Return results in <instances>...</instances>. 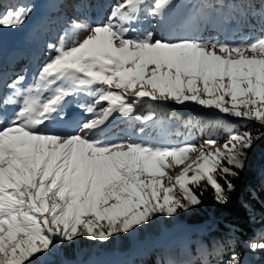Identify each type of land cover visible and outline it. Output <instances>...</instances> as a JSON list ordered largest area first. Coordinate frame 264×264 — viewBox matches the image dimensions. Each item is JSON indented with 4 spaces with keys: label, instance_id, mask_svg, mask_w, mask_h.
<instances>
[{
    "label": "snow or ice",
    "instance_id": "snow-or-ice-1",
    "mask_svg": "<svg viewBox=\"0 0 264 264\" xmlns=\"http://www.w3.org/2000/svg\"><path fill=\"white\" fill-rule=\"evenodd\" d=\"M172 3L121 0L105 24L70 21L84 38L71 46L63 39L49 44L54 55L39 69L34 86L19 87L24 76L7 85L11 92L0 96V264H55L49 258L60 246L79 238L104 243L133 236L158 217L171 219L199 205L202 193L194 189L202 184L214 190L218 203H227L234 188L228 177L243 170L264 131L233 132L222 147H214L212 138L175 146L98 135L117 114L145 125L155 120V111L139 112L145 98L196 104L264 128V36L229 44L157 38L133 27L143 6L163 19ZM33 7L8 10L0 26H22ZM228 22L208 13L197 29ZM43 91L50 94L41 99ZM76 93L93 96V105L81 106L92 118L67 132L53 129L57 119L67 118L63 101ZM138 134L146 136L145 127ZM173 163L184 165L175 175ZM249 248L264 252V234ZM213 252L224 255L223 246ZM227 264H241L239 255L233 253Z\"/></svg>",
    "mask_w": 264,
    "mask_h": 264
},
{
    "label": "trees",
    "instance_id": "trees-1",
    "mask_svg": "<svg viewBox=\"0 0 264 264\" xmlns=\"http://www.w3.org/2000/svg\"><path fill=\"white\" fill-rule=\"evenodd\" d=\"M4 8H0V15L8 10H16L21 6L28 4L29 0H6ZM54 0H39L42 10L34 14L39 20L37 26L29 27L27 34L23 35L24 46L28 52L18 61L20 73L14 74L10 71V78L4 88V95L11 92L7 85L18 76H24L25 80L19 87L27 88L35 85L39 69L54 55V52L48 48L49 44L58 46V41L63 39L66 46L76 40H82L85 32L73 31L70 21L75 20L73 15L79 12V20L82 14L79 10V2L72 1L71 20H64L59 27H55L50 20L58 17V13L53 14L50 4ZM200 5L206 9H211L210 0H200ZM209 9V13H210ZM50 12L51 18H43L39 13ZM193 10H184L182 15L187 19L189 12ZM215 13V11L213 10ZM184 14V13H183ZM234 13L231 12V16ZM88 18V17H87ZM83 17V22L93 24L89 18ZM237 18V17H236ZM29 22V19L27 20ZM55 31L49 32V30ZM6 34L13 36V33L19 34L21 27H9ZM186 27L176 30L172 33L171 39L185 38ZM177 33L179 35H177ZM42 51L38 48V39H43ZM17 42V39H16ZM1 74V72H0ZM13 75V76H12ZM48 91H43L42 99L48 96ZM83 106L93 105V96L88 93H76L68 95L63 101L62 111L67 112L74 105ZM155 107L145 108L140 114L147 116L155 111ZM99 110V108H97ZM84 112V108L81 110ZM161 114L156 116L153 121L158 129L167 130L172 125H180L179 120L174 116V110L160 109ZM156 115H158L156 113ZM113 119L120 123L118 130L125 131L126 126L121 121L120 115H115ZM135 119H130V126L139 128ZM186 126L180 125L178 137L182 144L198 143L208 138L216 139L217 142H224L228 135L233 132H243L251 130L254 134L257 130L264 131V128L255 122L248 120H228L223 117L211 119L204 123L201 118L194 116L183 122ZM160 130V131H161ZM115 133V132H114ZM187 139L185 140V138ZM237 176H229L234 188L227 192V203H218L215 199L214 190L210 186L203 185L194 189L200 196L201 203L191 207L187 212H181L171 219L162 217L156 219V222L133 236L118 235L109 242H97L87 238L81 239L79 243L60 246V252L50 257L55 264H96L109 259L127 258L136 250L143 249L148 245L153 246L146 254L134 259L133 264H227V259L233 253L238 254L241 264H264V252H253L249 248L250 242L259 241L261 234H264V139L257 141L248 151L243 170H237ZM222 184L223 180L220 181ZM226 188V185H225ZM184 229H192L190 237L183 240H176L179 232ZM168 243L165 242L169 237ZM166 233V234H165ZM182 237V236H181ZM174 240V241H173ZM173 241V242H172ZM172 242V243H171ZM218 246H223L224 255L214 254L213 250ZM82 248V249H81ZM125 264H130L125 261Z\"/></svg>",
    "mask_w": 264,
    "mask_h": 264
},
{
    "label": "rangeland",
    "instance_id": "rangeland-1",
    "mask_svg": "<svg viewBox=\"0 0 264 264\" xmlns=\"http://www.w3.org/2000/svg\"><path fill=\"white\" fill-rule=\"evenodd\" d=\"M74 0H55L50 2V4H53L55 2L54 6L55 8L60 12L59 18H56L54 21H52V24L55 27H59L61 23L64 20H71L69 17L71 12H72V4L71 2ZM78 2V0H76ZM249 0H210V4L208 6H212V10L214 9L216 11V15L213 17L218 16L219 14L224 17L225 14L228 16L230 15L229 12L231 11L233 16L232 18H228L229 22L224 26L227 27L226 30L222 32V28H215L213 36L210 37V33H207V28H199L197 29V25L195 24L194 27H189L188 28V23L191 21H195L196 16L198 15L199 18L201 19L203 16V13L205 11V6L200 5V0H173L172 6L173 11L170 14H167L165 12L163 19L165 20L167 18L168 23H170L169 27L162 30V31H155L154 30V25H152V21L148 17L150 16L147 6H143L142 10L138 14V20L133 24V27H135L138 30V33H148L152 32L157 38H160L161 36L171 39L172 33L176 30H181L182 27H187L186 32H180L179 34H184L186 35L185 38H195V39H219L222 41H225L229 44H239L242 41L245 40H255L259 37H262L264 33H253L251 32V35H246V31L249 29L246 28V26L240 25L241 21V15H239L241 9H243V6L246 7V4L248 3ZM3 2V3H1ZM7 2L6 0H1L0 1V8H4V4ZM78 7L79 10L82 14L81 19L79 20V12L76 11L73 17L75 20H79L83 22V17H88L91 21H93V24H105L108 22V18L112 15L113 10L117 6L118 3L121 2V0H84V1H79ZM239 5V10H236V6ZM26 6H34L32 13L27 17L26 22L20 26L22 31L17 33H13V36L10 34H6L7 28L9 27H2L0 26V96H3V88L4 85L6 84L9 76L10 71H8L7 74V67L8 65L13 66L14 68L17 67L18 65V60L21 58H25L24 55L25 53L28 52V48L24 46V38L23 35L27 34L28 28L37 26L39 23V20L34 14L38 9L42 10L39 0H29L28 4L25 6L21 7H26ZM62 7V8H61ZM192 9L193 10V16L189 15L187 17V21L185 18H183L182 15H185L186 13L184 10ZM210 9V8H209ZM56 10V12H57ZM184 12V14H183ZM179 13V14H178ZM40 15L48 19H50V12H43L39 13ZM178 14V15H177ZM218 14V15H217ZM192 16V17H191ZM227 17V16H226ZM237 17V18H236ZM29 19V22L27 20ZM235 24V30H232V27H229L230 25ZM14 28V27H12ZM169 28H171V32H169ZM218 29V30H216ZM52 31H55V29L52 28ZM80 32H83L82 30H79ZM222 32V33H221ZM137 33H133L135 35ZM177 33V35H179ZM17 39V42H16ZM43 39H38V48L40 51L36 54L37 56L41 53L42 51V44H43ZM11 69V68H10ZM12 70V69H11ZM14 71V70H12ZM15 73H19L20 69L16 68ZM14 73V72H13ZM13 76V75H12ZM11 77V76H10ZM43 92H41L39 95H41ZM42 98V97H41ZM63 105V104H62ZM103 107H107V103L102 104ZM150 106L155 107V112L158 114L156 116H159L161 114L160 109H168V110H174V116L179 120L180 125L186 126L187 123H183L184 121H187L188 119L197 116L202 119L204 123H208L211 121V119H215L216 117H223L228 119L229 121L232 119L234 120H240L235 117H230V116H225L223 114L218 113L215 109H208V108H203L199 105L188 103L185 105H178L172 102H168L166 104H158L157 102H153L148 100L147 98L144 99L143 104L140 106L139 111L142 113L145 108H148ZM81 105L77 106L76 108H73L69 113H72L74 116L70 118V123L68 124L67 129H72L73 125L76 126L78 123L81 121L88 120L92 117L89 115L85 114L84 112H81V114H77L78 110L81 109ZM11 111V108L9 109ZM116 116L110 118L107 124L103 127V130L98 133V135L102 136L108 141H118V140H131L133 142H139L142 139H150L153 142L156 143H165L167 145H175V146H182L184 144H179L178 142L180 141V138L178 137L179 133L178 130L180 128V125H172L169 129L165 130H159L156 128L155 124L153 121H149L147 125L143 123H138L139 128L131 127L130 126V119H124L121 117V121L124 122V125L126 126L125 128V135H119L122 134L121 131L117 133V129L121 127V122L117 123L113 119H115ZM141 127H145L146 131V136H141L139 135V129ZM115 132V133H114ZM114 133V134H113ZM119 135V136H117ZM124 137V138H123ZM187 137L185 138V140ZM181 142V141H180ZM205 140L201 141L200 143H196V145H203ZM225 142V141H224ZM224 142H217V144L214 147H222ZM207 147V146H206ZM214 147L211 148L210 150H214ZM190 157H194L196 153H190ZM188 161H186L187 163ZM184 167V165H175L173 163V167L170 170V174H178L180 170ZM188 175H192L191 172L188 173ZM163 183L165 186H167V177L165 176L163 178ZM161 217H158V219H161ZM104 223V222H102ZM192 230V229H191ZM190 229H184L180 231L179 237L176 240H183L186 239L187 237H190ZM170 232H167L169 234ZM166 234V233H165ZM167 240L165 242L168 243L169 239H171L170 234L168 235ZM182 236V237H181ZM81 239L84 241L83 238H79L75 243H79ZM174 241V240H173ZM172 241V242H173ZM171 242V243H172ZM67 245V244H65ZM78 245V244H77ZM153 246L148 245L143 249L136 250L133 252V255H129L127 258H117V259H109L96 264H125V261H129L130 264H133L134 259L140 257L141 255L146 254L149 250H151ZM82 249V248H81ZM60 250V249H59ZM60 252V251H59Z\"/></svg>",
    "mask_w": 264,
    "mask_h": 264
},
{
    "label": "bare ground",
    "instance_id": "bare-ground-1",
    "mask_svg": "<svg viewBox=\"0 0 264 264\" xmlns=\"http://www.w3.org/2000/svg\"><path fill=\"white\" fill-rule=\"evenodd\" d=\"M164 20V19H163Z\"/></svg>",
    "mask_w": 264,
    "mask_h": 264
}]
</instances>
